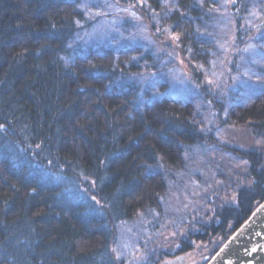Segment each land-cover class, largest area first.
<instances>
[{
    "label": "trees",
    "instance_id": "1",
    "mask_svg": "<svg viewBox=\"0 0 264 264\" xmlns=\"http://www.w3.org/2000/svg\"><path fill=\"white\" fill-rule=\"evenodd\" d=\"M110 1L140 15L148 36L156 24L177 36L187 67L209 59L217 0ZM225 2L241 45L247 1ZM95 25L83 0H0V264H123L114 254L119 228L159 212L164 175L181 171L185 151L211 140L191 104L162 88L147 101L138 76L154 72L141 66L153 53L93 40ZM227 121L264 128V85ZM227 150L246 162L249 184L180 239L183 253L191 245L192 259L201 255L197 264L264 200V154ZM157 248L143 246L147 262L170 257L171 249Z\"/></svg>",
    "mask_w": 264,
    "mask_h": 264
},
{
    "label": "rangeland",
    "instance_id": "2",
    "mask_svg": "<svg viewBox=\"0 0 264 264\" xmlns=\"http://www.w3.org/2000/svg\"><path fill=\"white\" fill-rule=\"evenodd\" d=\"M246 1L247 11L239 15L243 44L236 43L238 29L236 17L230 12L232 4L217 0L212 10L215 12L212 36H207L214 48L204 63L191 61L187 67L186 57L181 56L176 45L177 36L159 24L148 36L140 15L131 9L118 8L110 0H83L96 19L90 38L98 42L108 39L118 44L126 42L131 50L136 47L141 56L146 52L155 55L152 61L141 63L154 72L138 76L141 90L149 94L147 101L161 95L162 88L173 100L191 104L195 122L207 138L211 137V142L204 146L185 151V166L181 171L164 175L168 191L160 202L159 212L139 215L119 228L114 254L123 264L167 261L169 257H156L157 260L147 262L143 246L155 244L156 253L171 249V257L180 250V239L186 240L187 232L195 233L197 223H203L213 208L234 203L235 191L249 184L245 181L247 164L227 148L264 154L263 127L253 129L227 121L230 110L251 105L264 85V0ZM105 13L111 18H105ZM123 19L127 24L118 30L115 23ZM167 40L171 45H167ZM195 258L191 255L187 264H197L201 255Z\"/></svg>",
    "mask_w": 264,
    "mask_h": 264
},
{
    "label": "water",
    "instance_id": "3",
    "mask_svg": "<svg viewBox=\"0 0 264 264\" xmlns=\"http://www.w3.org/2000/svg\"><path fill=\"white\" fill-rule=\"evenodd\" d=\"M161 264H184L178 259ZM206 264H264V200L227 238Z\"/></svg>",
    "mask_w": 264,
    "mask_h": 264
},
{
    "label": "flooded vegetation",
    "instance_id": "4",
    "mask_svg": "<svg viewBox=\"0 0 264 264\" xmlns=\"http://www.w3.org/2000/svg\"><path fill=\"white\" fill-rule=\"evenodd\" d=\"M189 251H186V252H184L183 253V251H181V250H178V252L175 254V255H172L171 257H169V259H167V261L168 260H174V259H178L179 260V262H184L185 264H187L188 263V258H189V256H190V253L191 252H194V250L192 249V246L191 245H189ZM166 261V260H165ZM164 261V262H165ZM160 263V262H159Z\"/></svg>",
    "mask_w": 264,
    "mask_h": 264
},
{
    "label": "snow or ice",
    "instance_id": "5",
    "mask_svg": "<svg viewBox=\"0 0 264 264\" xmlns=\"http://www.w3.org/2000/svg\"><path fill=\"white\" fill-rule=\"evenodd\" d=\"M0 127H2V126H0ZM37 147H39V145H37Z\"/></svg>",
    "mask_w": 264,
    "mask_h": 264
}]
</instances>
